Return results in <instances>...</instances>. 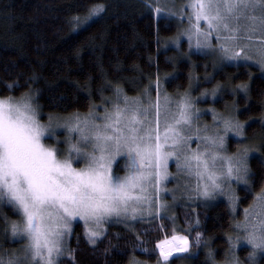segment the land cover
<instances>
[{"label": "snow or ice", "instance_id": "snow-or-ice-1", "mask_svg": "<svg viewBox=\"0 0 264 264\" xmlns=\"http://www.w3.org/2000/svg\"><path fill=\"white\" fill-rule=\"evenodd\" d=\"M144 5L161 18L175 15L174 5L160 0H144ZM183 7L189 10L186 32L190 40L196 38L197 47H209L214 33L213 51L222 61H244L246 67L251 61L264 72V0H188ZM105 10L104 5L93 4L83 16L71 17V31H86ZM15 86L14 81L6 88L11 91ZM237 87L246 93L247 85ZM38 91L28 85L18 97L0 96V204L11 205L19 216L16 221L5 218L4 232L24 241L19 250H5L0 264H60L65 237L76 219L84 222L85 237L95 244L104 235V222L113 217L134 219L153 207L159 213L160 184L169 175L170 159L178 171L195 178L199 196L224 192L222 183L232 180L251 192L247 163L251 150L243 147L231 156L222 155L224 135L209 134L207 126L196 129L197 147L191 148L190 99L161 93L158 83L155 98L151 86L139 97H128L116 88L110 109L98 113L93 107L86 115L49 114L46 123L38 118ZM222 127L225 134L243 136L244 125L233 118H222ZM56 128L66 129L63 141L57 139ZM48 138L52 144L45 142ZM229 199L238 198L229 193ZM253 201L244 210V220L234 226L235 241L228 237L224 264H241L233 252L241 240L250 246L249 264H255L257 253L264 254V186ZM156 247L167 261L174 252H188L189 241L173 234ZM208 258L216 264L211 252ZM129 264L140 262L132 257Z\"/></svg>", "mask_w": 264, "mask_h": 264}, {"label": "trees", "instance_id": "trees-1", "mask_svg": "<svg viewBox=\"0 0 264 264\" xmlns=\"http://www.w3.org/2000/svg\"><path fill=\"white\" fill-rule=\"evenodd\" d=\"M93 4L106 10L86 31L72 32L70 18L83 16ZM179 31L175 18L156 17L144 0H0V96L20 95L31 85L39 90L36 100L46 120L49 114H85L107 106L115 101L116 88L139 97L151 86L155 97L158 83L159 91L171 97L188 93L197 111H209L202 114L208 122L233 118L242 123L243 136L229 135L227 148L230 154L243 147L251 150V192L244 184L232 185L236 211L223 196L193 201L178 209L175 220L161 215L129 227L111 223L95 244L76 222L60 264H129L132 257L140 264H159L156 245L173 234L187 236L191 246L163 264H211L210 252L216 264H224L228 237L235 241L242 210L264 186V72L249 63L222 65L189 45L187 53L186 42L177 49L170 42ZM14 81L17 86L9 91L6 85ZM237 85H247L246 93ZM202 94L206 100L199 102ZM5 218L16 221L19 216L11 205L0 204V255L23 242L5 234ZM250 250L241 240L233 252L241 264H249ZM255 264H264V254L257 253Z\"/></svg>", "mask_w": 264, "mask_h": 264}, {"label": "rangeland", "instance_id": "rangeland-1", "mask_svg": "<svg viewBox=\"0 0 264 264\" xmlns=\"http://www.w3.org/2000/svg\"><path fill=\"white\" fill-rule=\"evenodd\" d=\"M160 3H168L169 5H174V7L172 8V12H174L175 15H168V14H166V15L170 16L172 18H175L177 23L180 25L179 34L170 42V44L172 46L179 49L181 47L182 43L186 42L187 43V50H186L187 53H188V45H189V49L204 52L205 54H207L210 57L219 61L220 64H222V65L223 64H230V63H245L244 61H232V62L222 61L219 57V53L213 51V49L216 47V38H215L214 33L209 37V41H208V43L210 45L209 47H197L196 38L193 37L191 40L189 39V35L186 32V29L189 26L188 25V12H189V10L187 8L183 7L185 4L188 3V0H160ZM178 8H180L179 11H177ZM154 15L156 17H158L156 14H154ZM201 28L203 30L207 31L206 27L203 24V21H201ZM247 63L254 64L251 61H249ZM254 65H256V64H254ZM161 93H163V91H161ZM20 95H17V97ZM181 96H184V97H187L190 99V101L192 103V112L194 114L193 115V121H192V132H191L193 142L191 143L190 147L193 149H195L197 147L196 129L197 128L203 129L205 126H207L209 134H211L212 132H215V131H219L221 135H224L225 151L222 153V155H225V156L233 155V154H230V152L228 151L227 140H228L229 135L230 136H237V135H235L231 131H229L225 134L223 131V127L221 125L222 122L219 121L220 119L217 120V121H219V123L216 120L211 121V122H208L207 120H205V117H203V116L205 115V113H207L209 111H202V112L197 111L195 108V103L192 100L191 96L188 95V93L183 94ZM181 96H179L177 94L175 96L172 95L173 98H178ZM213 96L215 97L216 95H213ZM206 97H207L206 94H202L199 102L202 100L203 101L206 100ZM153 98H155V97H153ZM213 99H216V98H213ZM36 102H37V100H36ZM112 102H115V101H112ZM110 106H111V104H108L107 106L102 105V106L96 108L95 110L98 113H102L106 108L110 109ZM99 108H102V109H99ZM204 108H206V107H204ZM206 110H207V108H206ZM86 114L87 113L80 114V115H86ZM198 114L203 119L202 118L198 119ZM202 114H204V115H202ZM215 117H217V116H215ZM38 118L41 120L42 123H46L48 120V118L46 120L42 119L41 112H40V115L38 116ZM55 133H56L57 139L63 141L65 138V135H66V129L56 128ZM72 135L74 136L75 134H72ZM200 135L202 136L203 132H201ZM45 142L48 144H52L53 140L51 138H48ZM200 143H203V141L201 140ZM60 147L63 148L64 145L61 144ZM74 166L80 167V164H74ZM114 166H116V165H114ZM168 173H169L168 177L165 180H163L160 184V191H159L158 195H159L161 207H160L159 213H157L155 207H153L143 214H138L134 219L131 217H120V218L113 217V218H111L110 221L104 222L103 227L101 229L103 231V233L106 232L109 224L114 223V222L121 223V224L123 223L129 227L139 220H143V219L149 220V219H152V217H160L161 215L170 216V218H172V220H175L176 219V212L178 211V209L180 207H183L185 203H186V205H189V206L192 205L191 203L193 201H195L196 204H200L203 202V200L214 201L215 199L219 198V196L226 197L227 200L231 204V208L234 211L237 210V203H238L237 200L232 201L229 199V193L234 194V196L236 197L234 191L232 190L233 183L238 184V182H236L235 180H232L230 183L226 182V181L222 183V187L225 189L224 192L217 191L216 193L213 194L212 197H204V196L197 195V193L194 191L195 186H196L195 178L194 177L188 178L182 172L178 171L176 163L174 160H171V159L169 160ZM119 174L121 176H123L125 174V169L123 167V161L122 160L119 163ZM241 184H243V183H241ZM247 208H249V207H247ZM244 210H242V221L244 220V217H245ZM76 222H80L84 225L83 221L76 219L72 222V226H71L72 229H73V226ZM84 228H85V225H84ZM71 233H72V231H71ZM71 233L66 235V237H65L66 252L68 250V243H69ZM178 235H181V234H178ZM182 236H184V235H182ZM9 239H12V238L9 236ZM12 240H14V239H12ZM23 243H24V241L22 242V244L19 247L13 248V250H19L21 248V246L23 245ZM190 246H191V242L189 241V247ZM174 254H177V253L174 252L172 255H174ZM165 262L166 261H164L162 259L159 264H163Z\"/></svg>", "mask_w": 264, "mask_h": 264}]
</instances>
